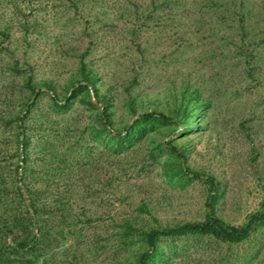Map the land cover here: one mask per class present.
Returning a JSON list of instances; mask_svg holds the SVG:
<instances>
[{"label": "rangeland", "instance_id": "obj_1", "mask_svg": "<svg viewBox=\"0 0 264 264\" xmlns=\"http://www.w3.org/2000/svg\"><path fill=\"white\" fill-rule=\"evenodd\" d=\"M263 203L264 0H0V264H139ZM146 264H264V225Z\"/></svg>", "mask_w": 264, "mask_h": 264}, {"label": "trees", "instance_id": "obj_2", "mask_svg": "<svg viewBox=\"0 0 264 264\" xmlns=\"http://www.w3.org/2000/svg\"><path fill=\"white\" fill-rule=\"evenodd\" d=\"M146 118H158L164 121L171 122L172 119L165 115L164 113H147L144 115ZM117 136H122L118 133ZM168 145V144H167ZM168 147L172 151H177V148L172 146L171 144ZM264 225V203L260 210L254 213L248 223L243 226H234L226 223L220 217L213 213V210L210 211L206 220L201 223H190L185 224L172 229H161L154 230L148 234V243L150 246V250L145 252L142 255L141 261L139 264H146L147 260L152 256V252L154 251L157 243L158 237H170V236H178V235H186L191 233H197L201 235H209L214 238L227 242V243H238L241 242L251 236L257 229ZM12 226L2 225L0 226V233H12ZM25 243H20L17 248L24 249Z\"/></svg>", "mask_w": 264, "mask_h": 264}]
</instances>
